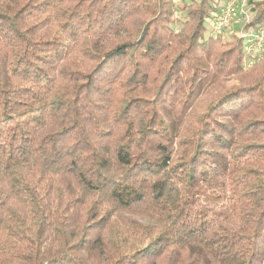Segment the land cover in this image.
Listing matches in <instances>:
<instances>
[{
    "label": "trees",
    "instance_id": "1",
    "mask_svg": "<svg viewBox=\"0 0 264 264\" xmlns=\"http://www.w3.org/2000/svg\"><path fill=\"white\" fill-rule=\"evenodd\" d=\"M212 1L0 0V264H264V49Z\"/></svg>",
    "mask_w": 264,
    "mask_h": 264
},
{
    "label": "built area",
    "instance_id": "2",
    "mask_svg": "<svg viewBox=\"0 0 264 264\" xmlns=\"http://www.w3.org/2000/svg\"><path fill=\"white\" fill-rule=\"evenodd\" d=\"M249 2L250 0H224L220 9L206 18L209 22V36L234 33L242 39L244 65L249 64L252 59H259L264 49V21L255 26L249 24L252 19Z\"/></svg>",
    "mask_w": 264,
    "mask_h": 264
},
{
    "label": "rangeland",
    "instance_id": "3",
    "mask_svg": "<svg viewBox=\"0 0 264 264\" xmlns=\"http://www.w3.org/2000/svg\"><path fill=\"white\" fill-rule=\"evenodd\" d=\"M224 0H213L212 3L213 4H217V8L220 9V7L223 5ZM204 27H205V31H204V38L208 36V29H209V22L206 20L204 22ZM238 27V26H237ZM223 37L227 38L228 35L227 34H223ZM234 81V79H228L226 81L227 85H230L232 82Z\"/></svg>",
    "mask_w": 264,
    "mask_h": 264
}]
</instances>
